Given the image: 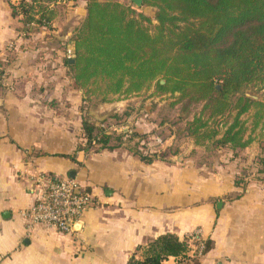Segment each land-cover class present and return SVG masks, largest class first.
<instances>
[{
    "label": "crops",
    "instance_id": "obj_1",
    "mask_svg": "<svg viewBox=\"0 0 264 264\" xmlns=\"http://www.w3.org/2000/svg\"><path fill=\"white\" fill-rule=\"evenodd\" d=\"M88 1H63V14L49 27L25 34L21 17L12 14L19 0H0V264H129L158 237L183 240L195 229L209 248L184 264H264V175L250 174L249 147L223 150L227 159L212 163L186 155L191 147L161 158L143 144L157 154L151 163L126 144L77 150L92 114H128L125 123L151 134L132 114L139 97L117 95L92 108L74 85L64 59ZM39 174L73 178L91 194L73 232L42 224L28 229L21 213L37 201Z\"/></svg>",
    "mask_w": 264,
    "mask_h": 264
},
{
    "label": "trees",
    "instance_id": "obj_2",
    "mask_svg": "<svg viewBox=\"0 0 264 264\" xmlns=\"http://www.w3.org/2000/svg\"><path fill=\"white\" fill-rule=\"evenodd\" d=\"M63 1L19 0L11 5L12 14L21 17L23 32L28 34L33 26L49 27L64 11ZM141 2L154 10L153 16L142 7L135 9L133 0L88 1L86 16L71 37L75 62L64 59L74 85L87 96L90 85L103 83L106 97L101 102H111L109 94L130 96L152 87L154 95L178 94L172 104H182V111L201 106L187 121L186 132L195 145L233 151L248 147L255 137L247 134L243 116L254 111L251 131L264 124V94L262 100L245 94L251 85L264 90V0ZM126 116L112 117L121 124ZM102 124L85 118V144L77 150L96 153L126 144L144 162L151 163L157 156L147 153L141 141L134 142L146 135L109 132ZM261 147L264 154V134ZM191 245L186 237L180 240L165 234L141 247L142 259L133 257L129 264L187 258Z\"/></svg>",
    "mask_w": 264,
    "mask_h": 264
},
{
    "label": "rangeland",
    "instance_id": "obj_3",
    "mask_svg": "<svg viewBox=\"0 0 264 264\" xmlns=\"http://www.w3.org/2000/svg\"><path fill=\"white\" fill-rule=\"evenodd\" d=\"M104 1V0H102ZM123 3H129L130 0H119ZM88 4V3H87ZM135 9H142L144 11L145 7L143 6H133ZM142 7V8H138ZM148 10L147 13L152 15V12L154 13V10H151L150 7H147ZM63 14V12L61 13ZM153 16V15H152ZM62 17V16H61ZM156 22H153V25ZM150 26V29L154 31V27ZM105 88V85L101 82L94 83L90 85L89 89L90 91L87 93V97L90 99L92 108H95L100 103L105 104L106 102H101V100L106 97L105 93L103 92ZM154 87L150 88L149 90L143 91L139 94H134L135 96L139 97L138 99V107L133 110V115L136 117V120L139 121L141 124L140 127L143 129L146 128V125L150 127V133L149 137L146 139H140L135 138L134 142H139L140 145L142 143L149 144V146L153 147L154 150L158 149V156L159 157H167L168 153L170 156L177 157L179 156V153H183L186 151L189 147V152H187L186 155H192V157H196L198 159L204 160L206 162L212 163V162H218V159H222V157L225 156L224 153L227 149H216L213 150L211 148H207L206 146L201 145H192L194 143L193 139L189 137V135L186 132L187 128V121L192 119L194 113H198L200 111V105L192 106V108L189 110V112L182 111V104L176 103L173 105L172 103L176 101V97L178 94H175L174 96H171L169 93L158 96L154 95ZM249 93H256L261 98L259 100L263 99L264 90L259 85H251L247 89H245V94ZM117 95L109 94L107 97H113ZM110 103V101H108ZM128 106L125 108L127 109ZM252 114L254 111L251 112ZM246 114L243 116V119L247 121V127L248 135H252L255 137V140L248 146L253 152V156L255 157L254 161L252 158L246 159L248 162L249 167H254L255 170H250V174L253 176V178L261 177L262 174L264 175V164L261 163L262 158L264 157L262 147H261V138L264 134V124H260V126L254 130L251 131L252 126V114ZM118 115V113H111L109 117H105L103 124L110 125L112 123H115V119L112 117L113 115ZM108 118V119H107ZM131 129L134 130V127L129 125ZM262 127V128H261ZM135 131V130H134ZM174 136V140L172 145L169 148H165L163 146L165 144V139L167 137ZM133 144V143H132ZM195 144V143H194ZM160 147V148H159ZM197 149V150H196ZM225 150V151H223ZM185 157V156H184ZM247 158V157H246Z\"/></svg>",
    "mask_w": 264,
    "mask_h": 264
},
{
    "label": "built area",
    "instance_id": "obj_4",
    "mask_svg": "<svg viewBox=\"0 0 264 264\" xmlns=\"http://www.w3.org/2000/svg\"><path fill=\"white\" fill-rule=\"evenodd\" d=\"M73 49L67 48L66 56L71 58ZM109 132L121 133L128 131L133 133V129L127 123L101 125ZM146 144V143H142ZM37 201L28 210L21 213L26 220L28 229L42 224L51 227L59 232H73V225L77 222L84 211L92 204V197L82 185L73 178H49L44 175L36 176ZM185 237L190 241L191 251L187 254L192 257H201L206 252V240L201 229H195L187 233ZM182 256L169 257L167 260L172 264H184Z\"/></svg>",
    "mask_w": 264,
    "mask_h": 264
},
{
    "label": "water",
    "instance_id": "obj_5",
    "mask_svg": "<svg viewBox=\"0 0 264 264\" xmlns=\"http://www.w3.org/2000/svg\"><path fill=\"white\" fill-rule=\"evenodd\" d=\"M133 1L137 4V6H142V2H141V0H133ZM145 10L147 11L148 8L145 7ZM152 15H154L153 12H152ZM69 62H70V63H74V62H75V55H72V57L69 59ZM161 83H162V84L165 83V80L162 79V80H161ZM246 95H247L248 97H251V98L255 99V100H259V99L261 98V97H260L259 95H257L256 93H252V94H251V93L247 92ZM92 116H93V117L95 118V120L98 121V122H103V121H104V118H99L97 115L92 114Z\"/></svg>",
    "mask_w": 264,
    "mask_h": 264
}]
</instances>
